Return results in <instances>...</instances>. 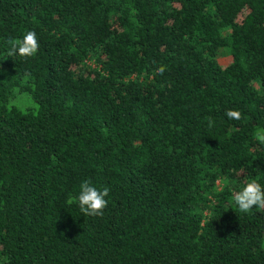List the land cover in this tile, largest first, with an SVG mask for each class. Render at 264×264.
<instances>
[{
  "label": "trees",
  "instance_id": "trees-1",
  "mask_svg": "<svg viewBox=\"0 0 264 264\" xmlns=\"http://www.w3.org/2000/svg\"><path fill=\"white\" fill-rule=\"evenodd\" d=\"M258 135L264 0H0V264H264Z\"/></svg>",
  "mask_w": 264,
  "mask_h": 264
},
{
  "label": "clouds",
  "instance_id": "clouds-1",
  "mask_svg": "<svg viewBox=\"0 0 264 264\" xmlns=\"http://www.w3.org/2000/svg\"><path fill=\"white\" fill-rule=\"evenodd\" d=\"M10 45L9 56L17 55L22 57H32L38 53L39 41L35 31H27L22 39L8 40ZM164 67L158 69L159 74H163ZM225 115L232 120L242 119V113L239 110L229 109ZM258 139L264 142V135H258ZM110 188L105 186L102 189L97 188L90 181H83L80 185V192L77 197L79 208L85 216H102L105 208L108 206ZM233 201L240 212L247 213L254 207L264 209V186L256 180L247 182L239 192L233 194Z\"/></svg>",
  "mask_w": 264,
  "mask_h": 264
},
{
  "label": "rangeland",
  "instance_id": "rangeland-1",
  "mask_svg": "<svg viewBox=\"0 0 264 264\" xmlns=\"http://www.w3.org/2000/svg\"><path fill=\"white\" fill-rule=\"evenodd\" d=\"M219 60L222 64H226L229 62V57L228 55H226V53H224V51H221L220 55H219ZM25 99V98H24ZM23 99V100H24ZM20 99L21 102L24 103V101Z\"/></svg>",
  "mask_w": 264,
  "mask_h": 264
}]
</instances>
